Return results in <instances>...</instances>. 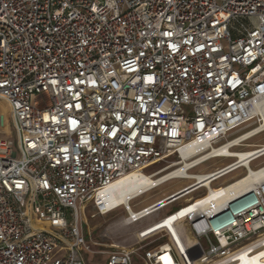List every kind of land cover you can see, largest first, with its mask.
<instances>
[{
    "label": "built area",
    "instance_id": "obj_1",
    "mask_svg": "<svg viewBox=\"0 0 264 264\" xmlns=\"http://www.w3.org/2000/svg\"><path fill=\"white\" fill-rule=\"evenodd\" d=\"M0 103V264H86L88 208L132 224L225 198L140 231L157 218L105 264H233L264 234V180L223 194L264 169V143H248L264 135V0H0ZM245 148L248 166L232 156ZM130 174L158 181L129 205L186 184L135 218L106 195Z\"/></svg>",
    "mask_w": 264,
    "mask_h": 264
},
{
    "label": "rangeland",
    "instance_id": "obj_2",
    "mask_svg": "<svg viewBox=\"0 0 264 264\" xmlns=\"http://www.w3.org/2000/svg\"><path fill=\"white\" fill-rule=\"evenodd\" d=\"M0 115L3 117V122H4L3 132L6 134L9 131H12L13 125L10 119V114L7 108L2 103H0ZM9 137L11 141H14V142L16 141L14 134H9ZM248 143H252V144L264 143V135L250 139L248 140ZM245 149L247 151L251 150V148H245ZM218 161H220L223 164L227 163V160H218ZM261 161H264V158ZM214 162L215 161L205 164L199 170L205 169L206 167H208V165H210V163H214ZM220 162H216V163L218 164ZM161 165L160 164L154 165L149 170L152 171V170L158 169ZM254 165H258V162H256ZM199 170L195 169L191 171V173H195ZM229 180L230 178H226L225 180H222V181L227 182ZM185 184H186V181H182V180L181 181L179 180L170 181L166 184L161 185L157 189L141 196L135 201L131 202L130 207L133 211H137L141 209L142 207H144L149 202L154 201L155 199H159L161 195L166 194L170 191L176 190L184 186ZM177 207H178V204L174 203L168 206L167 208H165L164 210L156 212L132 224L127 223L126 221L127 214L123 208H120L119 210L111 214H107L104 216H95V217H91L92 209L88 208L84 212V215L82 216V227H83V232L88 241V244L90 246V251L85 253L80 250V253L85 263L86 264H105L109 253L136 247L138 243L137 235H138L139 230L142 227L151 223L157 218L159 217L161 218L165 214H168L176 210ZM157 223L158 221L151 223V225L145 227L144 229H141L140 231L147 230L152 227L166 228L167 227L166 224H169V223H166V224L161 223V225H156ZM168 226H169L168 229L170 230L173 229L171 228L172 227L171 223ZM174 228L176 229L175 226ZM179 232H182L184 236L183 237L184 241L187 245H190V246L194 245L189 232H187L186 230H180V227H179ZM263 237L261 239H263ZM255 240L256 239H253L249 243L251 244L255 242ZM260 249L254 250V252L250 255V257L252 258L253 256H255L257 252H259ZM133 262L134 264H141L138 256L133 257ZM262 264H264V262Z\"/></svg>",
    "mask_w": 264,
    "mask_h": 264
},
{
    "label": "bare ground",
    "instance_id": "obj_3",
    "mask_svg": "<svg viewBox=\"0 0 264 264\" xmlns=\"http://www.w3.org/2000/svg\"><path fill=\"white\" fill-rule=\"evenodd\" d=\"M264 127V125H263ZM238 141H235L233 144H236ZM190 152V151H189ZM187 152V153H189ZM258 151L253 152V150L245 151V152H232V156H239L240 161H243L242 164L247 165V160L249 156H252L256 154ZM243 153V154H241ZM248 166V165H247ZM248 170L250 175L246 178L242 179L241 181L236 182L235 184L230 185L226 189L223 190V194H226L228 196L229 194L234 193L236 190H238L241 187L247 186L249 184L258 183L262 180H264V169L259 170L258 172L252 173L253 170L248 166ZM183 172V169H178L175 171L174 174ZM158 180L150 179L148 177H139L138 175L130 174L125 177H121L114 183L108 186L106 190L107 198L114 204L123 206L124 208L129 209V214L132 217L139 218L140 214H137L135 211L131 210L129 205V200L140 194L141 192H144L147 190V188L153 184H155ZM225 201V198H217L216 196H211L207 200H203L202 202H198L196 205L185 209L181 211L179 214L171 213L167 216H164L161 218L156 225H161V223H171L173 229L171 231L175 232V223L174 221L178 218V216H182L186 212H191L193 210H197V212H203L210 208H215L220 206ZM166 224L167 227L164 228L167 230L169 227ZM170 230V229H169ZM264 234L260 237H258L255 242L249 243L246 245V247L239 253H237V258L234 259L233 264H262L264 262ZM263 237V239H261ZM192 238V237H191ZM260 239V240H259ZM192 242L194 243L193 246L187 245L189 253L193 255V257H196L199 255L201 248L200 246L192 239ZM261 248V249H260ZM260 249L259 252L252 258L250 255L254 252V250Z\"/></svg>",
    "mask_w": 264,
    "mask_h": 264
},
{
    "label": "crops",
    "instance_id": "obj_4",
    "mask_svg": "<svg viewBox=\"0 0 264 264\" xmlns=\"http://www.w3.org/2000/svg\"><path fill=\"white\" fill-rule=\"evenodd\" d=\"M220 163H221V162H220ZM220 163H218V164H220ZM218 164H217V165H218Z\"/></svg>",
    "mask_w": 264,
    "mask_h": 264
}]
</instances>
